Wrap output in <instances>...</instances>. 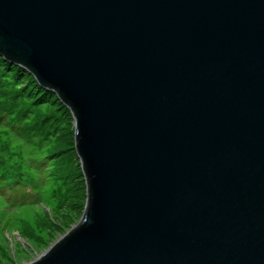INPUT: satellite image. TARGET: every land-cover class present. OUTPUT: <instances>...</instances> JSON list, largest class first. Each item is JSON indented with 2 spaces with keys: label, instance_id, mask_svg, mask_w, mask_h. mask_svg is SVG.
Instances as JSON below:
<instances>
[{
  "label": "water",
  "instance_id": "water-1",
  "mask_svg": "<svg viewBox=\"0 0 264 264\" xmlns=\"http://www.w3.org/2000/svg\"><path fill=\"white\" fill-rule=\"evenodd\" d=\"M0 56L69 109L84 193L29 264H264V0H0Z\"/></svg>",
  "mask_w": 264,
  "mask_h": 264
},
{
  "label": "rangeland",
  "instance_id": "rangeland-1",
  "mask_svg": "<svg viewBox=\"0 0 264 264\" xmlns=\"http://www.w3.org/2000/svg\"><path fill=\"white\" fill-rule=\"evenodd\" d=\"M43 92L0 63V264L33 262L82 216L72 123Z\"/></svg>",
  "mask_w": 264,
  "mask_h": 264
},
{
  "label": "trees",
  "instance_id": "trees-1",
  "mask_svg": "<svg viewBox=\"0 0 264 264\" xmlns=\"http://www.w3.org/2000/svg\"><path fill=\"white\" fill-rule=\"evenodd\" d=\"M0 63L6 65L8 68L18 70V71L20 72L21 75H22V74H24V75L28 74L30 77L33 78V81H34V82L36 81V83H37V85H38V88H39V89H42L43 91H45V92H43V93L41 94V96H40L39 98H36V100H38V101L47 100V98H48L51 94H54V95L56 96V98L59 99L55 92H53L51 89H48V88H45L44 86H42V85L39 83V81L36 79V77H35L31 72H29L25 67H23V66H21V65H18V64H15V63H12V62L6 60L3 56H0ZM25 73H26V74H25ZM43 95H44V96H43ZM42 96H43V97H42ZM59 100H60V99H59ZM60 102L64 105V103H63L61 100H60ZM65 106H66V105H65ZM66 108H67V106H66ZM68 110H69V109L67 108L66 111H68ZM67 113H69V112H67Z\"/></svg>",
  "mask_w": 264,
  "mask_h": 264
}]
</instances>
